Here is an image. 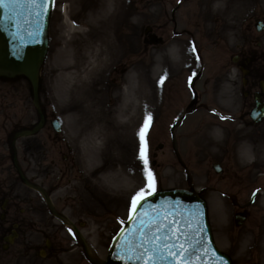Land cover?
Returning a JSON list of instances; mask_svg holds the SVG:
<instances>
[{"label": "rangeland", "instance_id": "374dc122", "mask_svg": "<svg viewBox=\"0 0 264 264\" xmlns=\"http://www.w3.org/2000/svg\"><path fill=\"white\" fill-rule=\"evenodd\" d=\"M110 1L53 0L47 51L38 76V107L45 125L42 132L16 140L21 173L43 188L54 209L77 226L90 258L101 263L129 217L132 197L147 183L144 163L138 158L139 133L150 116L145 140L155 193L172 189L195 192L206 204L213 243L231 264H264L260 246L264 241V193L260 191L253 204H248L253 190L264 187V166L253 165L246 158L240 161L235 134L240 129L238 134L246 133L250 140L261 139L264 144V121L256 128L248 124L251 93L264 78V28L255 30L257 21L264 24V0H128L109 33L119 46L118 58L101 82L87 84L86 94L90 111L102 109L112 115L123 101L121 89L130 88L124 93L132 104L125 122H135L140 116L142 124L124 128L127 139L117 148L113 165L122 170L120 176L110 170L111 160L105 156L88 160L85 167L80 164L77 146L91 126L82 121V107L74 104L71 73L65 69L75 59L89 55L85 45L105 38ZM204 33L209 36L203 38ZM178 50L185 53L183 69L176 66ZM234 56L239 57L236 65L247 62L251 70V85L244 89L247 98L241 97V76L231 62ZM226 64L229 70L211 87L209 79L224 72ZM200 68L206 81L200 76L189 88V77L200 73L195 72ZM152 70H158L159 81L163 77L164 82H159L156 100L145 115L136 110L137 75ZM141 87L140 102L147 84L141 82ZM32 96L26 78L0 77L1 151L8 152L1 130H26L38 122ZM183 114L174 145L169 127ZM53 119L62 124L59 134L51 129ZM112 122L110 119L107 125L111 127ZM212 130L217 131V139ZM93 141L104 143L102 139ZM91 143L87 137V150L95 149ZM213 164L222 168L221 174L213 171ZM4 192L9 212L5 211L6 219L0 222V264H90L85 262L79 238L52 218L44 201L22 182L11 162L0 161V195ZM235 215L245 218L241 225ZM13 224L18 225L17 238L3 250V238ZM46 240L50 248H45ZM42 250L44 257L39 256Z\"/></svg>", "mask_w": 264, "mask_h": 264}, {"label": "water", "instance_id": "95a60500", "mask_svg": "<svg viewBox=\"0 0 264 264\" xmlns=\"http://www.w3.org/2000/svg\"><path fill=\"white\" fill-rule=\"evenodd\" d=\"M51 2L12 0L7 8H0V76H25L35 103ZM256 105L252 114L255 121L264 111L257 99ZM131 217L114 239L104 264H230L214 247L205 205L195 194L174 190L152 195L137 206ZM152 237L156 238L149 242ZM168 246H174L172 253L179 254H170ZM140 255L143 259L137 260Z\"/></svg>", "mask_w": 264, "mask_h": 264}, {"label": "bare ground", "instance_id": "6f19581e", "mask_svg": "<svg viewBox=\"0 0 264 264\" xmlns=\"http://www.w3.org/2000/svg\"><path fill=\"white\" fill-rule=\"evenodd\" d=\"M128 5V0H111L109 5V13L107 16V24L108 30L105 38H102V42L95 41L93 43H88L85 45L84 49L89 52V55L86 57L75 59L72 63L67 64L65 66L66 70H69L71 73V81L73 83L72 91L70 93L75 99L74 104L76 106H81L84 117L83 122H89L91 126L90 130L84 135L81 136L80 145L77 146L79 151V161L80 164L85 167V164L88 160H101L104 156L106 159L111 160L110 170L117 175H122V170L114 169V163L117 159V148L120 146H124L126 141V130L124 128H132L134 125L140 126L142 124V118L139 116L135 122H129L126 124V118L128 116V110L132 106V104L127 103L126 101V91L130 90V88L123 87L121 90L123 91V101L118 104L111 115L108 111L95 110L90 111L87 107L86 94H87V84L89 82H96L97 84L101 82L102 76L107 73L108 68L112 63L118 58L119 55V46L111 40L109 35L110 31L114 30L119 16L124 8ZM172 55L175 57L176 53L172 52ZM178 63L176 66L183 69L184 64V55L185 53L182 51H177ZM176 66H172V69L176 68ZM167 71V70H166ZM160 73L157 71L146 72L144 75L140 73L137 75V85L136 92L139 103H137L136 110L142 112V114H147L149 110V105L152 104L156 100V89L159 84V75ZM140 76V77H139ZM141 82H145L147 84V90L143 94V98L140 102V95L142 92ZM149 91V92H148ZM66 93V91H65ZM133 103V102H132ZM150 108L152 106L150 105ZM112 116V117H111ZM110 117V118H109ZM113 121L112 126L109 127L107 123ZM212 135L217 139L219 137L216 130H212ZM90 138L92 141V145H94L95 149L87 150L86 139ZM100 140L104 142L103 144L99 142H95L93 140ZM237 155L242 153L239 157L241 162L243 160H247V162L251 161V164L257 166H264V144L262 140L253 141L250 140L245 134L240 135L237 141L236 146ZM110 152L112 155L110 156ZM244 158V159H243ZM246 162V163H247ZM87 172V171H86ZM261 252L264 253V241H261Z\"/></svg>", "mask_w": 264, "mask_h": 264}, {"label": "snow or ice", "instance_id": "6c2138e0", "mask_svg": "<svg viewBox=\"0 0 264 264\" xmlns=\"http://www.w3.org/2000/svg\"><path fill=\"white\" fill-rule=\"evenodd\" d=\"M33 2H35V0H33ZM10 3H12V0H0V8H7ZM39 6L43 7L44 5L41 4ZM192 50H193V52L196 51L195 48H193ZM197 59H198V57H197ZM193 75H195V73H193ZM191 81H192V77H189V82L191 83ZM163 82H164V78L161 77L160 83L162 84ZM151 119L152 118L150 116H146L144 126L141 128V131L139 133L140 139H141V151H140L138 158L144 163L145 172L147 173L146 178H145L147 183H146L145 187L141 188L132 197L129 219L132 218L131 212H135L137 210V206L140 205L142 201H145L149 196L154 195V193L156 191L155 178L153 177L152 172L148 170L149 160H148V155H147V142L145 140V137L147 136V130L150 127ZM222 119H223V117H222ZM253 195H255V193ZM201 231H203V229H201ZM155 238L156 237L150 238L149 242L151 241V239H155ZM168 247H169L170 254H172L173 256L179 254V253H172L171 249L174 246H168ZM181 249L183 250L182 245H181ZM152 250L155 251V248H153ZM184 251H186V250H184ZM161 258H163V257H161ZM129 259H131V257ZM136 259L137 260L143 259V255L137 256ZM149 259H153V258L149 257ZM181 264H188V262L182 261Z\"/></svg>", "mask_w": 264, "mask_h": 264}, {"label": "flooded vegetation", "instance_id": "af4514ba", "mask_svg": "<svg viewBox=\"0 0 264 264\" xmlns=\"http://www.w3.org/2000/svg\"><path fill=\"white\" fill-rule=\"evenodd\" d=\"M45 125V123L43 124ZM44 127V126H43ZM9 131V132H8ZM2 132V136H3V140L4 143H6V146H7V153L4 152V151H1L0 149V161H3V162H8V164H10V162L14 165V162L17 163V155H16V150L17 148L15 147V143L13 141V137L16 135L17 132H14L12 131L11 129H8L6 131H3L1 130ZM16 141V140H15ZM22 145H24V147L27 149V151L29 152L30 149L29 147L26 145V144H23L21 143ZM4 147V146H3ZM26 152V151H25ZM9 167L7 166V169ZM16 170V169H15ZM16 173L18 174V171H16ZM9 176V175H8ZM35 192V191H34ZM40 198H42L37 192H35ZM44 193L46 194V192L44 191ZM0 197L2 198L0 200V214H4V219L1 220L0 222H3L5 221L6 219V212H9V209L7 208L8 207V204H9V199L6 198L8 197V195H6V193L4 192V196H1ZM5 206L3 209H2V206ZM6 211V212H5ZM79 225H81V223H79ZM13 226V225H12ZM12 232V229L10 230V233Z\"/></svg>", "mask_w": 264, "mask_h": 264}]
</instances>
